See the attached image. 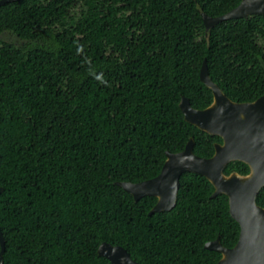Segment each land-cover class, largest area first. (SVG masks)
<instances>
[{
	"label": "trees",
	"instance_id": "obj_1",
	"mask_svg": "<svg viewBox=\"0 0 264 264\" xmlns=\"http://www.w3.org/2000/svg\"><path fill=\"white\" fill-rule=\"evenodd\" d=\"M1 1V0H0ZM242 0H20L0 7V229L4 264H111L104 242L140 264H217L239 241L226 195L180 178L176 207L149 215L116 185L157 177L166 152L210 158L218 136L186 122L210 77L235 102L264 95V15L224 21ZM8 35V41L3 36ZM247 175L235 161L225 173ZM264 207V188L257 197ZM0 242V253H1Z\"/></svg>",
	"mask_w": 264,
	"mask_h": 264
},
{
	"label": "water",
	"instance_id": "obj_2",
	"mask_svg": "<svg viewBox=\"0 0 264 264\" xmlns=\"http://www.w3.org/2000/svg\"><path fill=\"white\" fill-rule=\"evenodd\" d=\"M15 1L20 0H1L0 7ZM201 15L209 38L211 29L224 21L264 15V0H242L236 8L219 17L205 12ZM200 78L213 92L212 104L199 110L191 105L189 98L182 97L180 108L186 122L223 140L215 145L214 155L211 158L196 155L195 141L191 139L182 152H166L167 159L157 177L116 185L132 195L136 202L146 196L157 198L149 213L152 216L176 207L180 178L184 173L204 176L215 188L212 198L228 197L230 214L241 228L239 241L233 248L225 247L220 238L208 242L205 248L222 255L217 264H264V207L257 203L264 188V95L254 102L233 101L212 81L207 61L202 66ZM235 161L247 164L249 174L234 172L227 175V165ZM2 192L3 188H0V194ZM0 242V264H4L6 242L1 229ZM98 254L111 264H140L124 247L107 242L100 245Z\"/></svg>",
	"mask_w": 264,
	"mask_h": 264
},
{
	"label": "rangeland",
	"instance_id": "obj_3",
	"mask_svg": "<svg viewBox=\"0 0 264 264\" xmlns=\"http://www.w3.org/2000/svg\"><path fill=\"white\" fill-rule=\"evenodd\" d=\"M3 39L8 41L10 39V37L8 35H5V36H3Z\"/></svg>",
	"mask_w": 264,
	"mask_h": 264
},
{
	"label": "flooded vegetation",
	"instance_id": "obj_4",
	"mask_svg": "<svg viewBox=\"0 0 264 264\" xmlns=\"http://www.w3.org/2000/svg\"><path fill=\"white\" fill-rule=\"evenodd\" d=\"M262 96H263V95H262ZM259 98H260V97H259ZM252 102H254V101H252ZM222 142H223V140H222ZM222 142H221V143H222ZM216 144H217V143H216ZM216 144H215V145H216ZM210 158H211V157H210ZM228 165H229V164H228ZM228 165H227V166H228ZM232 173H234V172H232ZM230 174H231V173H230ZM230 174H227V175H230Z\"/></svg>",
	"mask_w": 264,
	"mask_h": 264
}]
</instances>
